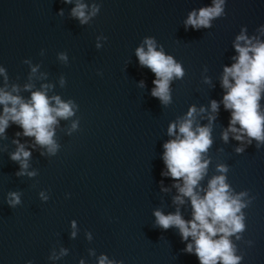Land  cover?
Instances as JSON below:
<instances>
[{
    "label": "water",
    "instance_id": "95a60500",
    "mask_svg": "<svg viewBox=\"0 0 264 264\" xmlns=\"http://www.w3.org/2000/svg\"><path fill=\"white\" fill-rule=\"evenodd\" d=\"M83 2L89 10L97 4L100 11L82 25L71 15L76 0H0V67L8 75L7 90L16 84L27 100L31 91L50 84L48 96L76 105L75 114L55 126V155L35 145L34 137H17L23 130L14 123L0 136V264H99L101 255L116 264H200L194 252L184 251L192 238L184 241L178 228L159 227L154 212L179 209L183 219H192L187 197L183 205L173 202L178 195L173 185L182 180L161 176L167 171L163 145L174 138L168 135L169 124L193 105V127L208 125L212 100L220 107L211 125L213 143L202 154L209 165L200 185L206 189L212 177L223 174L234 195L247 192L246 231L242 240L230 239L244 257L241 264H264V145L242 144L231 133L227 142L222 139L231 112L224 108L221 87L224 67L238 56L233 45L241 29L264 42L258 31L264 26V0H225L226 15L200 29L186 28L184 21L213 0ZM145 38H153L156 50L163 48L185 72L170 83L167 106L151 95L155 74L136 56ZM60 53L67 62L58 58ZM28 83L34 85L31 91L24 90ZM258 103L264 114V91ZM73 121L78 122L75 130ZM17 139L32 153L28 171H35L34 177L16 175L20 165L10 154ZM237 147L244 151L237 153ZM218 164L226 165L227 173L218 172ZM9 192L21 194L19 205L8 204ZM61 248L68 254L49 259Z\"/></svg>",
    "mask_w": 264,
    "mask_h": 264
},
{
    "label": "clouds",
    "instance_id": "9594fccd",
    "mask_svg": "<svg viewBox=\"0 0 264 264\" xmlns=\"http://www.w3.org/2000/svg\"><path fill=\"white\" fill-rule=\"evenodd\" d=\"M73 0H64V3L71 4ZM100 11L97 4L89 6L83 0H76L75 7L71 10L72 17L78 19L80 23L87 24ZM61 15L63 11L61 10ZM225 0H213L210 7L193 10L184 21L185 27L191 26L193 29L210 28L211 21L215 18L225 16ZM258 31L264 34V26ZM147 50H145V46ZM235 51L238 56H234L230 67L225 66L221 78V87L226 90L222 103L226 110H230L231 118L227 129L222 133V139L227 142L229 134L232 138L242 144H251L253 140L257 142V147L264 145V114L260 112L259 101L261 92L264 91V42L259 37L249 38L246 35V28L241 29L240 35L234 41ZM97 47H100L98 44ZM141 66L149 68L156 79L153 80L155 87L151 95L160 100L161 104L167 106L172 102L170 83L173 79H182L185 75L180 63H177L171 55H165L163 48L156 50V41L153 38H145L143 45L136 49ZM61 61L67 62V55L60 53L58 57ZM29 63L30 61H24ZM38 65L31 68L29 79L38 71ZM0 75L4 76L5 86L0 88V105L3 106L0 114V136H5L6 129L10 122L22 128V133L17 132L16 136L34 137L35 145L46 149L48 155H55L59 145L54 139L55 126L59 120H67L72 117L76 105L72 100L63 101L59 95L48 96V91L52 88L50 84L41 86V90L31 91L33 84L24 85L25 91H31L30 99L20 96V87L16 84L8 88V75L3 67H0ZM45 74H41L43 78ZM205 82H209L206 78ZM61 86H64L65 79L61 77ZM144 86V82H140ZM16 93V94H14ZM219 103L216 100L210 102L209 124L194 128L197 116V109L193 105L187 114L172 122L168 126V135L174 137L167 141L164 147L163 161L167 171H162L161 176L171 177L175 183L173 187L178 190V195L173 198L177 205L185 203V197L190 200L192 208V219L182 218L179 209L175 213L163 214L160 210L154 212L156 224L167 230L170 227L179 229L182 240L192 242L187 243L184 249L187 253H195L200 264H241L244 257L237 255L238 247L230 237L235 236L236 241L243 239L246 231L245 215L242 209L247 208L250 201L243 200L247 192L233 194L226 176L221 174L212 177L207 184V188L200 185V181L207 174L209 160L204 158L211 144L212 122L216 119L214 114L219 111ZM205 108L201 107L199 112L204 113ZM238 125V127H237ZM78 127V122L73 121L71 130ZM6 138V137H5ZM17 145L16 151L10 154L12 161L18 162L20 171L17 176H36L35 171H28L31 151L26 150L25 145L20 141L13 140ZM243 147H237L236 152L242 153ZM44 155V153H41ZM217 171L227 173L228 167L224 164L217 165ZM168 191L167 188H162ZM203 193V195H201ZM20 193L9 192L8 204L12 207L21 203ZM42 199L48 197L43 192L40 193ZM71 236H76V222H72ZM89 239L91 236L89 235ZM251 245V241H248ZM67 249L61 248L59 255L53 253L49 259H59L67 255ZM27 264H32L28 261ZM80 264H84L83 260ZM99 264H116L106 256L99 257Z\"/></svg>",
    "mask_w": 264,
    "mask_h": 264
}]
</instances>
